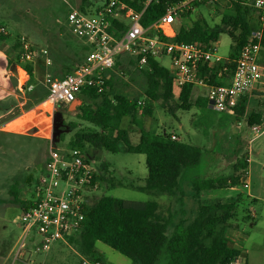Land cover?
I'll return each instance as SVG.
<instances>
[{"label": "rangeland", "instance_id": "obj_1", "mask_svg": "<svg viewBox=\"0 0 264 264\" xmlns=\"http://www.w3.org/2000/svg\"><path fill=\"white\" fill-rule=\"evenodd\" d=\"M2 1L4 3V0ZM81 3L82 0H12L5 12L7 19L3 21L4 26L2 25L1 28L27 41L36 58H42L39 51L45 49L50 62L46 65V72L53 77L66 67L69 60H77L85 56L82 43L60 24L65 19L66 12L80 7ZM91 5L92 9H95L102 5V1L88 0L85 8ZM243 9L246 21L253 27L258 20L253 8V0H244ZM230 14H233L231 0H210L191 9L183 23L190 26L193 21L201 17L210 28L220 27L222 31L215 42V49L216 54L223 60L232 52L235 37L240 32L237 31L230 36L228 26L221 23L222 16ZM18 43L16 48L20 52V41ZM157 61L168 68L167 57H160ZM111 72L114 93L124 95L128 99H144L143 92L146 88L144 75L140 69L129 63L127 56H120ZM21 76L23 79V74ZM42 87L44 86L40 87V93H44ZM198 97L196 103H194L195 98H192V107L189 110H175L172 113L162 108L159 101L150 102L151 116L142 117V110L135 114L136 119L142 124L131 121L129 117L122 118L119 123V128L128 132L133 144L138 142L139 130L143 128L154 138L162 136L165 132L169 137L174 135L176 141L187 143L200 150L199 164L182 170L178 190L181 192L180 196L153 195L134 189L136 185H142L146 177L144 155L127 153L122 144L119 145L117 153L85 145L82 153L99 176L96 187L87 194L89 197L87 202H91L93 197L102 196L129 201H155L160 205L159 213L167 220L168 237L178 223L185 227L194 218L198 200L203 204L228 202L227 196L232 192L224 188L210 192L216 195L213 201L209 199L207 193L205 194L206 191L202 192L198 199L193 181L228 176L231 173L230 165L243 154L247 155L253 166L260 165L259 162H262L264 157V137L249 132L245 122L246 115L237 117L230 111H214L207 106L203 94ZM78 98L82 100L80 96ZM258 98L263 99L257 94L251 95L248 97V104H255ZM78 105L75 103L56 105L51 113L43 114L42 110L50 108V105L45 103L5 128L17 133L8 131L5 133L0 130V264H81L82 258L88 259L79 252L76 242H70L68 239L65 242L52 243L48 250L34 251L38 243L30 240L39 239L34 233L26 239V247L20 257L13 259V246L21 233L19 228L21 205L32 198L47 160L48 141L44 135L48 134L49 130L46 127L51 123L52 144L59 149L65 148L76 131L91 127L76 118ZM27 109L32 110L34 107L31 108V104L26 102L21 108H7L8 113L0 119V125L11 122L21 114V110L25 112ZM47 116L48 118H45ZM36 121H40L38 128L43 134L34 133L36 128L22 132ZM69 123H76V127H71ZM26 133H34V135L30 136ZM60 135H62L61 139ZM260 172V176L264 179V168H261ZM255 184L257 185L254 181L250 186L254 188ZM241 207L240 204L237 213ZM251 208L256 213V217L238 220V228L241 233L250 235L246 249H252L256 244L257 248H261L260 250L264 252V232L261 229L264 227V203L252 204ZM230 239L226 234L225 240ZM95 250L101 255L102 264H134L130 259L101 242L95 243ZM166 263L167 256L162 253L157 264Z\"/></svg>", "mask_w": 264, "mask_h": 264}, {"label": "trees", "instance_id": "obj_2", "mask_svg": "<svg viewBox=\"0 0 264 264\" xmlns=\"http://www.w3.org/2000/svg\"><path fill=\"white\" fill-rule=\"evenodd\" d=\"M123 1L138 11L142 9L140 0ZM243 2L244 0H231L233 14L221 18V23L228 26L230 36L240 31L228 56L230 61L237 57L240 47L251 30L259 28L257 23L251 27L246 21ZM165 3L166 0H158L157 3L148 5L141 15V24L144 27L152 24L163 13ZM200 4L202 3L196 4L195 7ZM87 5L88 0H82L80 9L84 10ZM185 18L186 16L183 20ZM118 25L123 27L122 24ZM174 29L177 42L201 44L208 41L216 42L222 31L220 27L210 28L201 17L193 21L190 26L184 25L181 19H176ZM260 29L264 48V25ZM82 49L86 50L84 45ZM80 61L77 59L72 63ZM260 62L264 64V51L260 54ZM129 63L135 66L134 60L129 59ZM16 64L19 65L18 56ZM23 68L31 74L30 64L23 65ZM140 70L146 81L143 92L144 105L141 106L142 117L151 116L150 102L159 101L160 106L171 113L175 110H189L192 107L190 96L193 87L183 85L176 89L171 73L160 65L157 59H149L148 66ZM216 71V69L208 70L209 82H215ZM111 80L110 77L105 78L103 91L100 94H96L91 89L81 91L79 96L82 100L76 109V118L91 127L76 131L65 148H77L83 151L85 145H89L99 150L117 153L119 145L122 144L127 153L142 154L145 157L146 177L143 184L136 185L134 189L153 195H174L180 188L182 170L199 164L200 150L187 143L171 140L165 132L162 136L154 138L143 128L139 130L138 142L131 143L128 132L119 128V123L122 118L129 117L131 121L142 124L135 117L138 100L114 93ZM42 88L44 93H40V87L37 91L32 89L30 93L36 104L42 102L46 96V88ZM60 105L63 104L57 106ZM232 113L237 117L246 115L245 122L248 127L262 123L264 98H258L255 104L249 105L248 97H242L233 107ZM69 124L73 128L76 127V123ZM230 166L231 173L228 176L193 181L197 198L199 199L201 193L205 191L240 185L247 168V155L243 154ZM98 181L99 176L95 174L92 183L97 184ZM240 198L239 196L228 202L217 201L211 204H203L198 200L194 218L185 227L178 223L168 237L167 220L159 213L160 205L157 202L129 201L112 196L93 197L91 202L83 205L84 218L79 231L75 234L77 238L69 236L67 239L76 242L83 256L100 263L101 255L95 250L96 242L107 245L134 264H157L162 253L167 256L166 264H228L231 259L239 256L238 251L226 242L225 230L235 221V211ZM31 204L32 198L24 202L21 205L22 212ZM249 219L250 216L245 209L242 220Z\"/></svg>", "mask_w": 264, "mask_h": 264}, {"label": "built area", "instance_id": "obj_3", "mask_svg": "<svg viewBox=\"0 0 264 264\" xmlns=\"http://www.w3.org/2000/svg\"><path fill=\"white\" fill-rule=\"evenodd\" d=\"M101 1L102 5L95 9L91 5L84 10L80 7L68 10L65 19L60 22L83 43L86 53L80 62L72 63L63 76L52 78L50 74H45L43 86L47 92L43 103L50 105L49 109H45L46 113H51L58 104L77 103L83 89L100 94L108 72L112 71L122 55L134 60L137 69H145L151 58L167 57V69L175 88L183 85L203 88L207 106L217 112H232L242 97L257 94L264 98V64L260 62V54L264 51L260 29L264 25V0H253L259 28L251 30L233 61L228 57L222 60L216 54L213 41L201 44L175 40V20L183 21L196 4L210 0H166L163 13L148 27L141 24V15L148 5L158 0H140V11L123 0ZM0 32L7 34L4 29ZM19 41L21 51L17 66L25 77L29 73L23 65L33 66L36 54L27 41L22 38ZM39 52L44 63L49 65L46 50ZM209 69L217 70L214 83L209 82ZM19 77L21 80L22 76ZM31 88L29 85L28 90ZM137 105L139 112L144 101L138 100ZM35 128L34 133L43 134L41 129ZM46 128L49 130L44 135L48 141L47 160L32 194V204L21 214V233L13 246L14 260L20 257L26 247V239L32 233L39 238L30 240L38 243L34 251L48 250L52 243L65 242L69 236L76 234L84 218L82 208L89 198L87 194L96 187L92 183L96 173L82 151L57 148L50 136L51 123ZM248 130L255 136L264 137V122L253 124ZM170 138L176 141L174 135ZM247 177L248 171L245 170L241 180L243 186H246ZM81 264L101 263L82 258ZM228 264H242V260L237 256Z\"/></svg>", "mask_w": 264, "mask_h": 264}, {"label": "crops", "instance_id": "obj_4", "mask_svg": "<svg viewBox=\"0 0 264 264\" xmlns=\"http://www.w3.org/2000/svg\"><path fill=\"white\" fill-rule=\"evenodd\" d=\"M11 1L12 0H4L3 3V1L0 0V29H3L1 28L2 25L4 26L3 21L7 19L5 16V12L7 11ZM21 38H22L21 36L12 35L8 31L7 34L0 33V119L8 113L7 108L9 107L21 108L26 102H29L31 103V108L34 107V109L26 110L25 112H23L24 110H21L22 115L18 114L17 118H13L11 122L6 124L4 123L1 124L0 130L5 133H7V131L17 133L15 131L7 130L5 128L8 127V125L15 122L16 120L23 117L24 115H27L28 113H31L32 111L36 110L38 106L45 104L43 103L44 100L38 104L34 103L33 102L34 97H32V95L30 94L32 89H36L37 91L38 87L43 86L44 77L45 74H47V72H46V64L44 63V60L42 58H36L32 66L31 74H27L23 79L20 80L19 76L21 75L20 72L21 68H19L16 64L19 50L16 47H18L17 41H19V39ZM5 40H9V41L5 42ZM78 41L82 43L80 40ZM83 58H81L80 60H82ZM72 61L74 60H69L67 65H65L66 67L62 69V71L57 75H55L54 77L59 78L63 76L66 73L67 69L70 68V66H72ZM12 65H15L16 75H14L11 71ZM107 77L113 79L111 71L108 72ZM22 81H24V84H22ZM29 85L32 86L30 90H28ZM195 88H198L200 90L196 91ZM204 92L205 90L203 88L193 87L190 96L191 100L192 98H195L194 102L198 101L196 97L198 96L201 97L202 94H204ZM80 102L81 101L79 100L75 104H80ZM45 109L42 110L43 114H46ZM45 118H48V116ZM38 122L40 121L33 122L32 125L26 127L22 132H27L35 127H38ZM22 132H18V133H22ZM26 135L32 136L34 135V133L33 134L26 133ZM259 163H260V165H258L259 167L253 166L249 158L247 157V168L245 170L248 171V177L246 178V186L240 184L235 187L224 188V189H229L230 192H232L227 196L228 201H230L232 198H237L239 196L241 197L239 200L238 207L235 211V217H234L235 222H233L230 227L226 228L225 235L227 234V236L231 238L230 240H226V242L233 249L238 251L239 257L242 260V264H264V252L263 250H260L261 248H257L256 244L254 245V247H252V249L245 248L246 243L250 238V235H245L241 233L239 231L238 222H237L238 220H242L245 209L250 214V217L255 218L256 213L252 210L251 205L256 204L258 202L264 203V183H263L264 179H262V177L260 176L261 173L260 169L264 168V157L262 159V162ZM254 181L255 183H257V185L255 184V187L253 188L252 186H250V184H252ZM224 189H212L206 191L205 194L207 193L210 197L209 199L214 200L216 198V195L215 193H210V192H216L217 190H224ZM177 194L179 195L181 194V192L177 191L176 193H174V195L171 196L175 197L177 196ZM240 204L242 205V207L241 210L237 213ZM261 229L262 232H264V227Z\"/></svg>", "mask_w": 264, "mask_h": 264}, {"label": "water", "instance_id": "obj_5", "mask_svg": "<svg viewBox=\"0 0 264 264\" xmlns=\"http://www.w3.org/2000/svg\"><path fill=\"white\" fill-rule=\"evenodd\" d=\"M11 71H12V73H13L14 75H16L15 65H12V67H11Z\"/></svg>", "mask_w": 264, "mask_h": 264}, {"label": "bare ground", "instance_id": "obj_6", "mask_svg": "<svg viewBox=\"0 0 264 264\" xmlns=\"http://www.w3.org/2000/svg\"><path fill=\"white\" fill-rule=\"evenodd\" d=\"M49 104V103H48Z\"/></svg>", "mask_w": 264, "mask_h": 264}]
</instances>
